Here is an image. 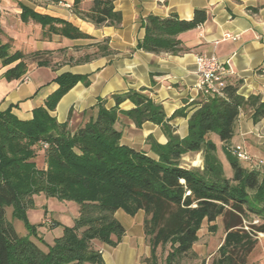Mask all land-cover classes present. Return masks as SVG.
I'll return each mask as SVG.
<instances>
[{
	"label": "trees",
	"instance_id": "16d2710c",
	"mask_svg": "<svg viewBox=\"0 0 264 264\" xmlns=\"http://www.w3.org/2000/svg\"><path fill=\"white\" fill-rule=\"evenodd\" d=\"M83 1L74 0L71 5L79 18L95 26L120 24L121 13L114 9L113 0H88L87 6L82 5ZM18 5L20 21L39 25L42 39L92 38L67 20ZM205 18L204 9H195L188 20L175 13L165 17L147 14L140 19L144 35L135 48L152 53L182 52L185 48L177 35L197 27ZM2 34L0 27L2 66L16 62L4 71L7 80L23 79L32 62L51 65L50 51L10 52L12 38L2 42ZM107 42L105 39L92 44L96 55L111 53ZM89 59L90 55L85 54L74 61ZM79 80L88 82L86 77L70 72L58 75V88L44 105L32 110L28 120L18 119L9 108L0 111V264H102L100 246L115 245L125 232L115 217L119 209L129 215L144 212L143 228L150 246L147 264H156V247L166 243H170V250L164 264L187 257L198 239L201 222L205 219L210 223L219 216L223 219L224 238L210 264H248L247 257L257 244V232H264V174L258 167L243 166L224 146L232 171L226 176L212 137L222 142L230 140L238 114L245 108L253 109L254 123L263 119L264 101L257 95L242 97L237 92L240 81L224 77L222 95L200 98L187 118L188 131L183 138L174 133L169 120L186 116L185 107L167 117L161 104L135 90L114 94L115 105L110 108L99 101L94 106L95 114L76 126L69 124L71 112L66 121L58 122L50 112ZM125 99L133 107L119 108ZM120 115L131 119L136 127L145 121L160 125L167 142L159 144L151 136L146 139L155 158L120 143L121 132L115 126ZM187 152H201L202 168L180 164ZM39 154L43 155L40 167ZM39 193L78 205L73 224L64 226L46 249L29 235H19L6 216V208L11 207L12 217L26 222V210ZM247 214L257 216L261 222L245 229L243 218ZM56 225L57 221L50 226ZM30 232L36 234L34 228ZM38 240L43 242L41 237Z\"/></svg>",
	"mask_w": 264,
	"mask_h": 264
},
{
	"label": "crops",
	"instance_id": "0c3cea01",
	"mask_svg": "<svg viewBox=\"0 0 264 264\" xmlns=\"http://www.w3.org/2000/svg\"><path fill=\"white\" fill-rule=\"evenodd\" d=\"M73 1L38 4L28 0H0L1 39L6 42L7 38H12L10 52L15 49L51 52V65L39 66L32 62L23 79L7 80L3 73L16 62L2 66L0 60V111L9 108L18 119H30L32 110L44 105L46 98L58 88L55 78L70 72L86 77L88 82L79 80L59 99L50 112L58 122L66 121L71 112L69 124L76 126L95 114L94 106L99 101L110 108L115 105L114 94L135 90L161 104L167 117L185 107L186 116L179 115L169 120L174 133L183 138L188 131L187 118L202 97L195 87V61L199 54L217 57L222 67L228 70L223 77L240 81L239 95L244 98L257 95L260 101H264V0H113L114 9L121 13L122 18L117 26H95L79 18L71 10ZM19 3L39 13L67 20L92 38L69 40L52 36L42 39L39 25L20 21ZM88 3L84 0L82 5L87 6ZM195 9H204L206 18L197 27L177 35L184 51L152 53L135 48L144 35L141 17L147 14L165 17L175 13L180 19L188 20L193 17ZM225 34L237 38L231 39ZM105 39L111 53L96 55V47L92 44ZM60 47L66 49L57 51ZM85 54L90 55L89 60L74 61ZM131 107L133 104L128 99L119 104V108L124 110ZM252 112L250 108L239 112L230 140L222 142L216 136L212 137L217 156L219 148L223 151L224 146L231 148L241 144L248 150L252 141L257 144L264 142V118L254 123ZM115 126L121 132V144L142 150L154 158L156 155L146 142L147 137L151 136L159 144L167 142L160 125L151 121L136 127L131 119L120 115ZM234 137L243 143L231 142ZM180 164L186 168H202L201 152L183 154ZM121 211L117 210L115 215L119 216L117 220L125 229L124 235L115 245L100 246L102 264H147L145 259L150 255V246L143 228L144 212L139 210L129 215L123 211L130 216L127 218ZM261 233L256 236L258 246L249 254L251 264H263L259 259L260 254L264 255V232Z\"/></svg>",
	"mask_w": 264,
	"mask_h": 264
},
{
	"label": "rangeland",
	"instance_id": "374dc122",
	"mask_svg": "<svg viewBox=\"0 0 264 264\" xmlns=\"http://www.w3.org/2000/svg\"><path fill=\"white\" fill-rule=\"evenodd\" d=\"M26 1V0H25ZM32 3L42 4L44 0H28ZM231 142L243 143L239 138L234 137ZM241 145V144H240ZM229 148V147H228ZM246 149V148H245ZM250 156L248 161H242V165L247 168L256 167L255 165L261 160L258 167L260 172L264 174V146L252 141L251 145H248V150H245ZM219 160L222 163V167L226 176L231 175V168L225 158V154L219 148L217 152ZM43 162V155L39 154L37 157V164L40 167ZM77 203L71 200H60L55 197H47L43 193L35 194L33 197V206L26 210V222L21 219L13 218L11 207L6 208V216L12 222L16 232L19 235H29L31 239L35 240L40 247L46 249V244L52 242L54 235H59L64 226L73 224L74 218L77 214ZM123 212V211H121ZM124 216L130 218L129 215L123 212ZM145 216V214H144ZM119 219V216H116ZM258 220L257 222H254ZM57 221L56 226H50ZM261 221L257 216L245 215L243 218V225L249 230L250 225H257ZM34 228L36 234L30 232V229ZM224 226L221 216L217 217L215 221L208 222L203 220L198 230V239L194 243L191 253L187 257H182L175 264H210L212 260L217 257V249L222 243L224 238ZM41 237L43 242L38 240ZM148 241V240H147ZM258 241V240H257ZM255 246H258L255 245ZM254 249V248H253ZM170 250V243L165 245H158L156 247V264H164L167 253ZM259 259L264 264V255L260 254ZM249 262V255L247 257ZM251 264V263H248Z\"/></svg>",
	"mask_w": 264,
	"mask_h": 264
},
{
	"label": "built area",
	"instance_id": "2783aa9c",
	"mask_svg": "<svg viewBox=\"0 0 264 264\" xmlns=\"http://www.w3.org/2000/svg\"><path fill=\"white\" fill-rule=\"evenodd\" d=\"M225 37L231 39H236V36L231 34H225ZM196 73L197 80L195 83L196 90L202 96H214L222 95V89L225 85L223 73L228 72L220 64L219 60L214 54H199L196 56ZM233 156H235L240 161H248L250 156L246 153L243 146L236 144L231 148H228ZM262 161L260 160L255 166L259 167ZM186 194H189V191H186ZM255 220L254 222H257ZM245 229L247 227L245 226ZM262 234L261 232H257Z\"/></svg>",
	"mask_w": 264,
	"mask_h": 264
}]
</instances>
